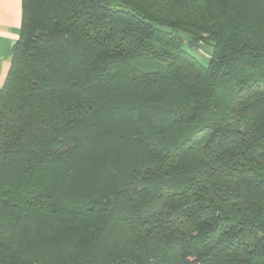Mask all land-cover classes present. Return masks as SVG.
<instances>
[{
  "label": "trees",
  "instance_id": "1",
  "mask_svg": "<svg viewBox=\"0 0 264 264\" xmlns=\"http://www.w3.org/2000/svg\"><path fill=\"white\" fill-rule=\"evenodd\" d=\"M0 264H264V0H22Z\"/></svg>",
  "mask_w": 264,
  "mask_h": 264
},
{
  "label": "crops",
  "instance_id": "2",
  "mask_svg": "<svg viewBox=\"0 0 264 264\" xmlns=\"http://www.w3.org/2000/svg\"><path fill=\"white\" fill-rule=\"evenodd\" d=\"M22 0H0V88L10 66V58L19 36Z\"/></svg>",
  "mask_w": 264,
  "mask_h": 264
},
{
  "label": "rangeland",
  "instance_id": "3",
  "mask_svg": "<svg viewBox=\"0 0 264 264\" xmlns=\"http://www.w3.org/2000/svg\"><path fill=\"white\" fill-rule=\"evenodd\" d=\"M181 36H183V34H181ZM184 48L188 50L201 64L207 65L208 59L202 53H200L198 49H201L205 53L210 54L212 51L210 46H198L197 49H191L187 46V44H185Z\"/></svg>",
  "mask_w": 264,
  "mask_h": 264
}]
</instances>
